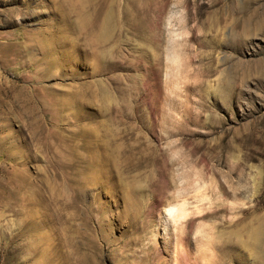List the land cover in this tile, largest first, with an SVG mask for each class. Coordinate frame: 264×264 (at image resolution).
I'll use <instances>...</instances> for the list:
<instances>
[{
    "label": "rangeland",
    "instance_id": "rangeland-1",
    "mask_svg": "<svg viewBox=\"0 0 264 264\" xmlns=\"http://www.w3.org/2000/svg\"><path fill=\"white\" fill-rule=\"evenodd\" d=\"M64 1L0 0V264H264V0Z\"/></svg>",
    "mask_w": 264,
    "mask_h": 264
},
{
    "label": "bare ground",
    "instance_id": "bare-ground-1",
    "mask_svg": "<svg viewBox=\"0 0 264 264\" xmlns=\"http://www.w3.org/2000/svg\"><path fill=\"white\" fill-rule=\"evenodd\" d=\"M61 6L64 7L66 13L59 16L60 22L66 26V29H70L76 41L84 46L92 44L105 35L109 36L111 30L120 22L118 17H115L117 15L113 12L110 0H65ZM53 41L55 42L54 39L49 38L47 46H51Z\"/></svg>",
    "mask_w": 264,
    "mask_h": 264
}]
</instances>
